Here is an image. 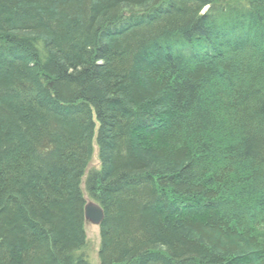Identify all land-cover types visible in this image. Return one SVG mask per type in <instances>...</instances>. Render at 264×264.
Masks as SVG:
<instances>
[{
  "label": "trees",
  "instance_id": "16d2710c",
  "mask_svg": "<svg viewBox=\"0 0 264 264\" xmlns=\"http://www.w3.org/2000/svg\"><path fill=\"white\" fill-rule=\"evenodd\" d=\"M230 1L0 0V264H91L94 144L100 264H264V0Z\"/></svg>",
  "mask_w": 264,
  "mask_h": 264
},
{
  "label": "bare ground",
  "instance_id": "6f19581e",
  "mask_svg": "<svg viewBox=\"0 0 264 264\" xmlns=\"http://www.w3.org/2000/svg\"><path fill=\"white\" fill-rule=\"evenodd\" d=\"M250 2H247V1H230V2H226V3H222L220 6H217V10H220L222 12H224L223 14H220L218 15L215 20H218V21H221V19H223V17H225V13H228L230 12L231 10L233 9H236V7L239 6H244L247 10H249L250 8ZM156 9V7H151L149 8V13H152L154 12ZM140 13H142L141 11L142 10H138ZM212 8H211V5H206L200 15L203 17V16H207L212 12ZM138 12V13H139ZM137 13V12H136ZM253 12H251L250 14L248 15H251ZM210 17V16H209ZM214 18H209L207 22L209 21H214L212 20ZM249 23L248 21L244 20V22L242 20L239 21V19L236 21V22H233L231 23V27L229 26H226V30H224L223 32L225 31H228V30H231V31H234V29H238L242 26H244L245 24ZM208 25V24H207ZM237 27V28H236ZM248 29V32L247 34H249L251 32V28H247ZM238 31V30H237ZM198 37H196L195 39H193L192 41H187L185 39H183L182 37H180V35H175V36H172L171 39H170V46L166 44V46L163 48V46H159L160 49H162L164 51V49L174 53V54H177L179 56H184V57H191V59L193 60H196L195 57H203L202 54H205L206 53V56L207 57H212L214 55L213 52H210L208 49H207V46H206V43L205 41H203L202 37L200 35H196ZM202 40V43L201 44H198V43H195L197 40ZM238 40H242L240 38H237ZM248 45H251V46H254V34L252 33L250 36H248ZM233 43V42H232ZM203 46V47H201ZM215 47V46H214ZM208 50V52H207ZM264 50V49H263ZM182 53V54H181ZM205 59V57L203 58ZM46 86L47 88L53 92L54 91V86H55V83L53 81H48L46 82ZM94 142H96V138L94 140ZM96 148H97V157L99 159V153H98V147L96 144H94V148H93V152H92V156H91V159H93L94 155H95V151H96ZM92 162V160H91ZM90 162V163H91ZM100 162V160H99ZM101 164V163H100ZM90 166V164H89ZM89 166L86 167V173H84L83 175V180H82V190L84 192V196H85V199H86V194H87V197L89 198V202H92L93 204H95L96 206L100 207L104 213V219H105V212H104V209L102 208V206L96 201V200H93L88 192H87V188H86V178L88 177L89 173H91V171H94V170H100V167L98 169H94V170H89ZM85 180V181H84ZM88 202H86L87 204ZM86 207V205H85ZM84 218H85V208H84ZM104 222V220H103ZM88 221H86V218H85V223H84V229H85V234H86V238H87V231H86V227L88 225ZM103 224V223H102ZM98 227V226H97ZM100 228V227H99ZM100 247H101V236H100Z\"/></svg>",
  "mask_w": 264,
  "mask_h": 264
},
{
  "label": "rangeland",
  "instance_id": "374dc122",
  "mask_svg": "<svg viewBox=\"0 0 264 264\" xmlns=\"http://www.w3.org/2000/svg\"><path fill=\"white\" fill-rule=\"evenodd\" d=\"M100 167V162L97 157V148L95 155L90 163L89 170L98 169ZM85 181V180H84ZM89 198L86 194V202H89ZM87 231V244L84 248V252L88 255L91 264H100L99 251H100V228L88 223L86 227Z\"/></svg>",
  "mask_w": 264,
  "mask_h": 264
},
{
  "label": "water",
  "instance_id": "95a60500",
  "mask_svg": "<svg viewBox=\"0 0 264 264\" xmlns=\"http://www.w3.org/2000/svg\"><path fill=\"white\" fill-rule=\"evenodd\" d=\"M85 218L91 224L101 227L104 220V213L100 207L92 202H88L85 207Z\"/></svg>",
  "mask_w": 264,
  "mask_h": 264
}]
</instances>
